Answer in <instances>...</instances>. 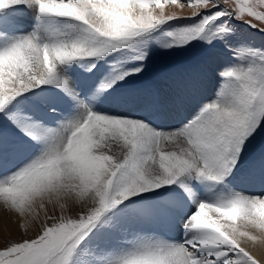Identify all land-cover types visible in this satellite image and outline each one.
<instances>
[{
	"label": "snow or ice",
	"instance_id": "snow-or-ice-1",
	"mask_svg": "<svg viewBox=\"0 0 264 264\" xmlns=\"http://www.w3.org/2000/svg\"><path fill=\"white\" fill-rule=\"evenodd\" d=\"M194 49L177 108L142 102ZM262 134L264 0H0V264H264Z\"/></svg>",
	"mask_w": 264,
	"mask_h": 264
},
{
	"label": "rangeland",
	"instance_id": "rangeland-1",
	"mask_svg": "<svg viewBox=\"0 0 264 264\" xmlns=\"http://www.w3.org/2000/svg\"><path fill=\"white\" fill-rule=\"evenodd\" d=\"M170 11H180L179 9H169ZM191 11V9L185 7L183 9V12L185 14L189 13ZM203 60V54L200 50L198 49H194L191 50L187 53H181V54H175L173 56H155L153 58V61L150 64V68L148 73L145 75V77H143L141 80L139 81H134L133 85L136 88L137 86H142V84L144 85V87L147 86H151V82L152 83H157V84H161L163 82V80H167L164 85L166 88L168 84H169V80H172L173 78H180L183 77V75L185 76V78L189 79V76L191 74H193L195 72V74L198 71V68L201 64ZM195 75L192 76V78ZM190 80V79H189ZM186 83V81H184V77L181 80V83L178 85H172L168 91H172V95L175 96L177 95L178 91H180V89H182V87L184 86V84ZM163 84H161L159 87L162 88ZM139 89V88H137ZM150 96L149 95H145V98ZM161 97H170L169 95H166L165 93L162 94ZM142 101L144 99H141ZM177 100L178 99H174L172 101H170L167 104H163L164 108H172V107H177ZM150 101V99H149ZM188 108L185 107L183 109V111H187ZM138 111H140L138 109ZM170 120V119H169ZM162 122L166 123V122H170V121H166L163 120L162 118ZM264 151V134H262L249 148V152H248V158L249 159H257L260 155V153ZM243 187L247 188L250 192L254 193V194H259L261 191V187L259 184H249V185H243ZM7 215H9L8 213H6ZM0 243H2V241H0Z\"/></svg>",
	"mask_w": 264,
	"mask_h": 264
},
{
	"label": "bare ground",
	"instance_id": "bare-ground-1",
	"mask_svg": "<svg viewBox=\"0 0 264 264\" xmlns=\"http://www.w3.org/2000/svg\"><path fill=\"white\" fill-rule=\"evenodd\" d=\"M169 9H176L175 6H173L172 8ZM170 11V10H169ZM183 77L180 78H173L172 80H169V84L167 87H171L172 85H178L181 83ZM167 80H163V82L161 84H163L162 88L159 87L161 84H157V83H152L151 82V86H147L144 87V85L142 84V86H137L136 88H139V93H140V97L141 99H144L142 102L147 103L149 102V99L151 100L153 97H158L163 104H167L170 101L174 100V99H178V96L180 93H178L177 95L173 96L172 95V91H168L169 88H166L164 83ZM181 91V89H180ZM178 91V92H180ZM165 93L166 95H169L170 97H161L162 94ZM148 97L145 98V95H149ZM177 107H172V108H164V111H174ZM162 119L163 117H156V119ZM163 120L166 121H170V122H166L165 124L168 123H172L171 120L169 119H165L163 118ZM14 217H11L10 215H7L6 212L3 209H0V241L3 240V237L5 235H8L9 233H12L13 235H15L17 238H19V231L16 228L15 223H13ZM254 251L256 252V254L259 256L261 254V249L257 248L254 249Z\"/></svg>",
	"mask_w": 264,
	"mask_h": 264
}]
</instances>
